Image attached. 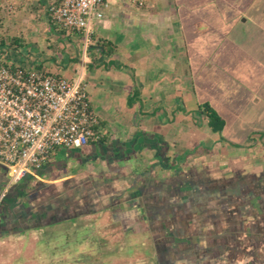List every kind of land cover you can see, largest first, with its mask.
Masks as SVG:
<instances>
[{"label":"crops","instance_id":"1","mask_svg":"<svg viewBox=\"0 0 264 264\" xmlns=\"http://www.w3.org/2000/svg\"><path fill=\"white\" fill-rule=\"evenodd\" d=\"M51 2L0 0V50L31 25L23 44L51 39L61 64L8 58L80 78L101 138L56 152L14 195L0 166V258L11 245L5 264H264V0H111L82 50L49 23ZM54 171L67 194L34 193ZM88 216L90 249H67L76 232L20 235Z\"/></svg>","mask_w":264,"mask_h":264},{"label":"built area","instance_id":"2","mask_svg":"<svg viewBox=\"0 0 264 264\" xmlns=\"http://www.w3.org/2000/svg\"><path fill=\"white\" fill-rule=\"evenodd\" d=\"M146 0H129L143 8ZM111 0H52L51 25L84 36L104 18ZM98 118L83 81H70L28 64L0 62V166L6 188L35 176L58 151L80 150L98 142ZM3 195V194H2Z\"/></svg>","mask_w":264,"mask_h":264},{"label":"rangeland","instance_id":"3","mask_svg":"<svg viewBox=\"0 0 264 264\" xmlns=\"http://www.w3.org/2000/svg\"><path fill=\"white\" fill-rule=\"evenodd\" d=\"M1 7H5L3 10L4 12L6 11H9V5H1ZM21 10H23V8H21ZM32 11V10H31ZM18 26H24L25 28V24L24 22H19L17 23ZM33 26V29L32 28H25V30L23 31H27V32H23L22 35H20L19 37H17L14 41H13V45L12 46H4L3 48H1L0 50V60L1 61H4V60H9V61H12L10 60L8 57L9 55H14V57L16 58H19L21 57V59H23V57L26 56V58H30L31 60H34V59H40V60H48V61H51L52 65H54L55 63L56 64H61L60 63V58L63 56L61 55L62 53L61 52H56L54 49H55V44L53 43V41L50 39V46H48L46 49H41L43 51H40V50H37L36 49V46L38 48H40L43 43H44V40L42 39V37H39L38 34L36 35L35 38H37V42H35L34 44L35 45H31V47H29L28 45H25L23 44L25 42H28L26 41L24 38L22 37H29L28 33H30L31 31H34V30H38L36 29V27H34V25H31ZM77 34V33H76ZM79 35V34H78ZM73 38L75 39V44H78V48H80L82 50V46H83V43H84V36L83 35H80V37L76 36V35H73ZM72 38V39H73ZM73 39V41H74ZM33 40V39H32ZM45 41H49V39H46ZM78 42V43H77ZM66 43V42H65ZM57 46H61L60 43L57 42ZM68 47H70V45H67ZM6 47V48H5ZM12 51L11 53H8L10 50ZM28 49H31L32 51L29 52ZM63 51V49H62ZM20 59V58H19ZM38 70H42V71H46V69L44 68H40ZM48 72V71H47ZM50 73V72H49ZM67 175V173L64 171H62V174H58L56 171H54V173L52 175H50L48 177V180L44 181L42 184H44V186H46L48 183H50V185L48 187H43L40 185L41 187V191H37V188L36 189H33V192L34 193H38L40 192V195L42 196H46L47 198H51L53 195H59V197H64L65 194H67V189L69 188V185L67 183H71L69 180H71V175L68 174L69 178L66 180V178H61V176L63 175ZM58 179H57V178ZM69 181V182H68ZM28 181H27V185L26 187L28 186ZM73 182H72V185L73 186ZM31 185V184H29ZM22 184H19V185H15V186H11L8 188V191L7 192H10V195H14L15 194V191H17V193L19 192L18 190H20ZM23 186L25 187V185L23 184ZM47 188V189H46ZM47 193V194H46ZM48 195V196H47ZM63 201H65L64 199H62ZM84 212V211H83ZM47 222H49V220H47ZM46 222V223H47ZM40 223L43 224L44 221L43 220H40ZM68 224H60L59 226L57 224V227L54 228V230H58L59 228H61L62 226H65V229H64V232H63V235L62 234H54L55 232L53 231H49L47 233V231H45V229H42L39 233H33L32 230H26L27 232L22 231L20 232V235L24 238H29V236L32 238H35V237H39V238H42L44 240H48V242H54L56 241L57 243L61 242L64 237L66 236H71V233L73 232H76L78 234H76V238L77 240H74V241H71L68 243V246H67V249L68 248H71L73 249V252L77 251L79 248H81L80 246L78 247V241L81 239H86L85 237L88 238L89 242H88V248L90 249V216L84 218L83 222H81L80 224V221H69L67 222ZM72 228V229H71ZM80 234V235H79ZM9 235L10 237H13L14 239H16L15 237L17 236V232L15 231H10L9 232ZM44 237H47V238H44ZM56 238V239H55ZM60 240H58V239ZM1 246H4L3 249H1L3 252L2 254L4 256H1V260H0V264L1 263H4L8 261L9 259V253H11L13 251L12 249V246L9 245V247L7 245H1ZM25 248V247H24ZM39 246H37L34 250H32L36 255L37 253H39ZM54 252V251H53ZM78 255V254H76ZM90 255V252H83V255H78L79 257L78 258H85V259H88L90 257H87ZM43 256V255H42ZM32 258L34 257L31 256ZM21 258L22 256L20 255V257H18L15 261H12V264H21ZM45 258V256H43V259ZM46 260V259H44ZM48 263H51L53 264V262H49V260H46Z\"/></svg>","mask_w":264,"mask_h":264},{"label":"trees","instance_id":"4","mask_svg":"<svg viewBox=\"0 0 264 264\" xmlns=\"http://www.w3.org/2000/svg\"><path fill=\"white\" fill-rule=\"evenodd\" d=\"M57 27H59V26H57ZM60 30H63V31H65L64 29H60ZM210 117V119H212L213 121H218V118L215 116V114L211 111V115L209 116Z\"/></svg>","mask_w":264,"mask_h":264},{"label":"flooded vegetation","instance_id":"5","mask_svg":"<svg viewBox=\"0 0 264 264\" xmlns=\"http://www.w3.org/2000/svg\"><path fill=\"white\" fill-rule=\"evenodd\" d=\"M1 233V232H0Z\"/></svg>","mask_w":264,"mask_h":264}]
</instances>
